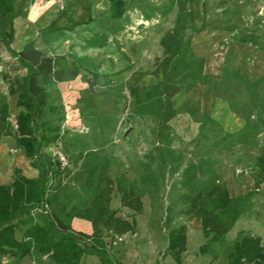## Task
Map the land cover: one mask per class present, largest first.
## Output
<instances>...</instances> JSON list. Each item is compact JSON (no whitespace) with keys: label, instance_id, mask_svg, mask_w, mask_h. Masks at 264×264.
Wrapping results in <instances>:
<instances>
[{"label":"rangeland","instance_id":"1","mask_svg":"<svg viewBox=\"0 0 264 264\" xmlns=\"http://www.w3.org/2000/svg\"><path fill=\"white\" fill-rule=\"evenodd\" d=\"M16 1L20 28L24 24L21 17L25 8L33 0ZM123 1L127 12L122 20L113 19L108 7L99 2L95 5L92 0H47L48 14L40 12L35 17L37 23L34 27L39 31V40L55 31H62L60 35L65 37L61 44L60 38L50 37L48 41L51 46L49 55L72 57L60 61L58 67L70 66L72 59L83 67L75 80L54 83L47 88L48 107L40 122L45 123L44 131L49 137L59 135L62 139L46 146L43 152L52 159L53 153L61 152L69 161L66 171L54 177L53 187H59L67 194L65 207L68 210H83L93 199L84 164L92 160L97 165L104 160L113 181L111 209L131 223L135 220L137 228L134 234L127 235V239L114 237L112 243L119 239L126 250H133V259L139 258V264H177L175 255L168 249L169 234L185 226L187 242L186 251L179 257L181 264H228V254L240 234L228 233L224 243L213 244L201 251L209 238L203 233L201 219L188 214L187 196L191 191L185 171L193 163H203L205 179L215 171L220 181L225 182V170L235 168V163H239L240 171H235L234 175L251 174L254 161L228 162V157L234 155L233 149L223 147L222 134L217 130L198 140L201 121L207 114L203 111V104L199 101L180 111L182 105L175 99L190 87L208 85L211 89V83L205 79L194 85H187L189 81L181 85V92L173 99L177 115L170 122L171 130L164 135L159 133L161 127L153 116L136 113L132 90H138L140 97L144 98L149 88L162 81V75H155L158 64L165 58L161 42L175 28L179 16L185 17L181 23L183 35L191 38L192 45L197 41L202 47L211 42L212 36L204 30L216 29L213 24L228 18L230 10L223 11L220 19L215 15L220 2L205 0L211 15L204 22L207 26L200 27L189 21L185 0ZM52 23H55L54 29H51ZM45 25L47 27L42 29ZM242 29L253 33L250 43L257 51L263 52L264 15L257 17L250 28ZM232 41L237 40L233 34L227 33L220 48L213 51L211 45L206 46L208 64L203 57H197L204 60V73L221 79L217 84L218 98L250 126L259 128L256 132L264 134V77L249 83L235 81L221 73L224 70L240 71L237 65L222 64V55L230 53L228 47ZM250 58L247 67L253 72L260 59L252 53ZM5 62V53L0 51V82H6L8 76ZM94 74H98V79L90 88L88 80H94ZM10 99L0 96V104L8 103ZM11 110L14 123L17 112L13 105ZM11 138L14 145L9 148L8 155L14 159L12 165L29 178L37 176L38 171L31 166L32 160L27 158L25 161L22 151L15 145V138ZM244 141L242 146H256L253 137ZM1 175L0 170V184H6L7 180ZM120 183L140 197L141 212L122 205ZM259 205H264L263 201ZM108 233L105 232V238L110 237ZM21 235L18 232V239ZM0 264L24 263L1 258Z\"/></svg>","mask_w":264,"mask_h":264},{"label":"trees","instance_id":"2","mask_svg":"<svg viewBox=\"0 0 264 264\" xmlns=\"http://www.w3.org/2000/svg\"><path fill=\"white\" fill-rule=\"evenodd\" d=\"M113 19L125 16L123 0H108ZM16 0H0V44L27 69V77L21 87L17 100L16 127L12 122V113L8 103L0 104V141L4 136L13 137L17 148L24 151L32 160L31 166L38 171L37 178H28L19 168L12 173V183L0 184V259L13 258L22 261L26 258L48 257L55 264H82L86 255L100 259L99 264H121L111 254L105 243V232L119 236L136 232V221L132 223L118 217V211L111 209L113 181L109 176L107 164L103 161L94 165L88 160L84 167L87 182L92 188L93 199L83 210L65 207L67 194L61 188L53 187L54 177L63 174L58 161L43 152L46 146L62 139L57 135L49 137L44 131L45 123L40 122L48 107L47 88L54 83L75 80L83 67L75 59L70 66L58 67L60 61L71 56H49L37 49L33 43L17 52L12 48L15 39V20L19 16ZM185 17L177 18V25L162 40L165 58L158 64L155 75L163 79L145 92L141 98L138 90L133 89L135 108L138 115H151L161 127L162 135L171 130L170 122L176 117L173 99L181 92V85L205 80L204 60L193 51L191 38L183 35L181 23ZM55 28L52 23L51 29ZM88 80L90 88L96 85ZM189 79V80H188ZM210 126V127H209ZM222 134L223 147L232 145L237 135L253 130L247 124V130L232 135L224 132L218 122L205 114L201 121L198 140L207 138L210 132ZM217 133V132H216ZM197 140V141H198ZM257 188L260 180L264 182V156L257 161ZM190 194L188 214L202 220L203 233L209 241L202 247L224 243L237 219L247 211L255 193H249L238 199H232L219 175L213 171L204 178V164L193 163L185 171ZM121 202L124 207L141 212L143 204L135 191L127 190L119 184ZM74 218L89 221L93 234L76 232L72 228ZM20 232L21 238L17 234ZM187 228L182 226L169 234V250L175 255L177 264H181L180 255L186 251ZM228 264H264V246L260 238H254L243 232L228 254Z\"/></svg>","mask_w":264,"mask_h":264},{"label":"crops","instance_id":"3","mask_svg":"<svg viewBox=\"0 0 264 264\" xmlns=\"http://www.w3.org/2000/svg\"><path fill=\"white\" fill-rule=\"evenodd\" d=\"M46 1L47 0H33V2L27 5V7L25 8V13L21 17V22L24 23L22 25L23 29L21 26L20 28L18 27L19 23L17 21L18 18L20 17H18L15 20V39L12 44V48L15 51L20 52L27 45L33 43L37 49L49 55L48 49H50L51 46L48 44V41L50 40V37L55 39L60 38L59 44L63 43L65 37L63 35H60L62 31H55V33L52 32L44 36L43 37L44 40H39V36H40L39 31H37L35 29L36 27H34L37 23L35 17H37V15L40 12H43L44 14H48L47 12L49 11H47L48 7L46 6L47 5L45 3ZM92 1L95 5L98 2L101 4L103 3V5H105V7H108V9L111 12L110 3L108 0H92ZM185 1L187 4L185 13L189 21L195 22V24H199L200 27L204 25L205 24L204 22L207 21L206 20L207 16L211 15L209 14V11L207 9V3H205V0H185ZM218 1L220 2V5L218 7V10L216 11L218 14L215 13V15H218V17H220L221 19L223 11L229 9L230 12L228 18L226 19L222 18L220 22L213 24L216 27V29H207V30L205 29L206 31L204 30V32H207L208 35H212L211 42H208V45L206 44L201 47L197 45L196 43L197 41L196 42L193 41L192 48L194 53L196 54V56H200L206 59L207 64L210 63L209 58L207 56V52H205L206 46L209 47L211 45L210 47L213 49V51H215L216 49L220 48V42L222 41L224 35L227 33H231L233 34L234 39H236L237 41L236 42L232 41V43L229 45L228 49L230 50V53L227 54L224 53L222 55V62H223L222 64L226 66H229L230 64H233L234 66L237 65L239 66L237 70L240 71L231 72L230 70L228 71L224 70L221 71V73L223 74V76L231 77L233 80L239 82L252 83L254 81H257L258 79H261L262 77H264V51L260 52L256 50L257 48H255L250 43V41L253 38V33L251 31L243 30L242 28H250L253 24V21L257 17H261L264 15V0H218ZM55 9L56 8L53 7V10ZM126 12H127V8H126ZM29 14L31 15L30 18H28ZM205 26L207 25L205 24ZM46 27L47 25L43 26L42 29ZM201 33H203V31ZM0 51H3L5 53V60H6L5 63L8 71V76L4 80L6 82H0V96L2 97L8 96L9 98H11L8 102L10 109L12 105L16 108L18 96L21 92L22 84L24 82V79L27 77L28 72L27 69H25L19 63L18 59L10 54L8 49L3 44H0ZM251 53L255 54V56H257V58L260 59L259 65L253 70V72H251V70L248 69L247 67L251 63V58H250ZM49 56H55V55H49ZM204 74L206 76L207 83L208 84L211 83V89L208 87V85L207 87L198 85L195 87H190L185 89L175 98L182 105L180 111L184 110L185 108H189L193 103L200 101L203 104V108H205L203 111L206 112L213 120L218 122L219 125L223 128L225 133L235 135L241 131L247 130V124H249V122L238 117L230 109L227 103H225L224 101L218 98L219 85L217 84H219L218 82L221 79L216 76L207 75L206 72ZM252 128H253L252 131L250 132L246 131V134L244 135H240V136L237 135L235 137L234 143L227 147L233 149L232 153L234 154L233 156L228 157L227 159L228 162L254 161L251 174L248 173L247 175L241 177H239V175H234L235 171H240L239 169L240 164L235 163V168L231 167L230 169H227L225 170V172H223L224 175L223 177L225 178L224 179L225 182L222 183L225 184L229 192V195L232 199H238L239 197L245 196L249 193H253V192L255 193V195L251 199L249 208L245 213H243L237 219L235 225L233 226L229 234L236 233L237 236V234L243 232L254 238H260L262 241V246H264V205H259L260 201H263L264 203V182L260 180L261 183L259 187L257 188L256 186L257 161L258 159L264 156V134H262L261 132H256L258 131L259 128L258 129L256 127H252ZM248 137L254 138V141H256L255 147L249 144H245L246 146H242V143L246 142L244 140ZM4 138L5 139H2L0 141V170L2 173L1 175L2 178H5L4 180H7L5 185H9L12 183V173L15 167L12 165L14 159H12L8 155V150L10 147L14 145L13 144L14 142H11L12 140L11 137L7 136ZM238 139H240L241 142H237ZM15 145L17 147L16 140H15ZM21 151L26 161L27 157L25 156V154H23L24 151L23 150ZM28 171L30 172L29 169H27V172ZM38 174L39 173H37V176H33L32 178H37ZM72 228L76 232H82L87 235L93 234L92 224L89 221L83 219L74 218L72 220ZM108 234L110 237L107 236V238H105L106 246L119 263L139 264L140 261L139 258H137L136 260L133 259L134 256V254H132L133 250H129V251L126 250L125 249L126 246H124L122 242L119 243V239L118 241H114L113 243L111 242V239H114V237L116 238L126 237L127 239V235L130 233H127L122 236H119L113 232H109ZM131 257L132 259H130ZM135 257L137 256L135 255ZM16 261L18 263H24V264H55L54 262H51L48 257H41L36 259L26 258L22 261L19 260ZM99 263H100V259L94 255H86L82 260V264H99ZM140 264L142 263L140 262Z\"/></svg>","mask_w":264,"mask_h":264},{"label":"built area","instance_id":"4","mask_svg":"<svg viewBox=\"0 0 264 264\" xmlns=\"http://www.w3.org/2000/svg\"><path fill=\"white\" fill-rule=\"evenodd\" d=\"M14 125L16 127V121L14 122ZM52 155V157L56 159L55 161H58L60 163L62 169H67V167H69V161L65 154L61 152H55Z\"/></svg>","mask_w":264,"mask_h":264}]
</instances>
